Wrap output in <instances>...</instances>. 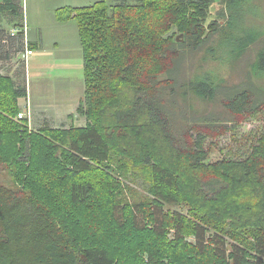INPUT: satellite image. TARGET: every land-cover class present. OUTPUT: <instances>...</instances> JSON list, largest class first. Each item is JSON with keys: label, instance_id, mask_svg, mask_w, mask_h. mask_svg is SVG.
<instances>
[{"label": "trees", "instance_id": "1", "mask_svg": "<svg viewBox=\"0 0 264 264\" xmlns=\"http://www.w3.org/2000/svg\"><path fill=\"white\" fill-rule=\"evenodd\" d=\"M114 1L75 15L85 127L28 132L17 118L25 81L0 75V179L7 173L15 186L0 182V264H263L264 138L241 160L210 163L206 148L235 130L237 116L264 108V87L252 80H264L262 35L227 36L242 0H224L209 23L214 0ZM19 4L0 0V15L22 21ZM173 27L179 34H169ZM217 35L224 41L207 54L231 65L259 45L246 85L226 90L209 73L172 76L184 49L199 51ZM4 39L7 59L23 48L21 36ZM216 95L225 97L227 122L188 117L194 98ZM118 173L133 181L139 173L148 195L130 203L133 190Z\"/></svg>", "mask_w": 264, "mask_h": 264}, {"label": "rangeland", "instance_id": "2", "mask_svg": "<svg viewBox=\"0 0 264 264\" xmlns=\"http://www.w3.org/2000/svg\"><path fill=\"white\" fill-rule=\"evenodd\" d=\"M99 1L103 0H23L24 24L28 26L33 35H38L39 31H41L48 37V40L45 42V48L48 49H52L53 46H56L50 41L48 35V32L52 35V29H55L58 33L57 36V33L54 31L57 37V43L59 42L58 47L63 48L62 51L67 53L69 51L68 46L72 50L74 46L79 45L78 40L80 41L75 19L76 12L80 9L89 8ZM106 3L110 6L115 4V1L106 0ZM223 8H225L224 0H214L210 8L208 23L218 19L220 17L218 14ZM232 16L234 18L232 22L233 28H226L229 39L232 36L248 38V34L253 35L250 32H255L262 35L259 42H264V0H242V3L240 2V4L232 10ZM10 20L11 17L8 14L3 13L0 15V25H6L3 27L7 28V26H11ZM14 21L18 26L22 23V21H18L17 18L14 19ZM223 23L224 20L220 21V24ZM62 28H68L69 30L65 33ZM245 32L247 33V37L243 35ZM172 33L176 35L179 34L175 27L171 29L169 34L171 35ZM223 39V35L210 37L202 49L192 53L184 49L183 59L174 71V74L172 73V76L177 77L180 81L186 82L188 79L194 78L195 76L198 77L202 74L209 73L219 79H216V82L219 83V81L222 80V87L226 88V90L239 87L240 85H246L247 66L248 63L252 62L253 56H255V53L259 49V45L251 47V50H249L239 62L231 65L225 61V55H223V58H220L217 53L214 55L207 54L208 46H217L218 41ZM22 61H24L23 58L17 57V59H11L0 64V75L7 76L16 84L22 86V80H24V73L21 72ZM252 80L258 87H264V80L260 81L253 77ZM41 84L43 85V89H48V91L47 94L42 95L35 92L32 93L34 102L33 107L30 108L32 114L31 116L28 114L29 118H24L27 120L25 129H27L28 132H37L44 127L53 130H64L70 128H83L86 126L88 123L86 116L78 112L80 106L84 107V104H81L85 94L84 74L83 76L82 74H77L73 77L66 78V80L52 79L49 83L38 82V85ZM82 87L83 89H81ZM55 95H58V97ZM22 99L23 98H20L17 101V107L21 112L26 111L28 105V101H26L27 105H25ZM223 99H225L224 96L216 95L213 101L204 103L194 98L193 108L192 111H189L188 117H196L205 114L209 116V119L212 120L215 125L218 124V121L220 123L227 122L226 113L219 102ZM43 100L45 101L43 102ZM179 103L184 107L187 105L184 102L181 103V101H179ZM57 109H59L58 112ZM58 115L61 117H58ZM54 119L56 123H52ZM237 119L238 125L234 131H228L226 134L217 138L214 137L206 142V148L211 151L209 158L210 163L214 164L224 159V157L241 160L248 153L252 145L257 144L260 138H264V108L258 113L248 115L242 113L237 116ZM49 120H51V122H49ZM228 125L231 126L233 124L229 122ZM116 170L118 171L117 168ZM119 175L118 173L116 179L118 181L120 180L124 185H128L133 190V192L127 193L130 203L140 202L142 198L148 195L146 192L147 185L139 173L134 175V181L124 180L118 177ZM3 181H8L7 185L11 187L14 186L11 177L8 176L7 173L0 179V182ZM166 209L178 211L184 214L183 216L186 218L189 217L188 211L182 206H166ZM190 240H192V238ZM228 251L230 252V248H228Z\"/></svg>", "mask_w": 264, "mask_h": 264}, {"label": "crops", "instance_id": "3", "mask_svg": "<svg viewBox=\"0 0 264 264\" xmlns=\"http://www.w3.org/2000/svg\"><path fill=\"white\" fill-rule=\"evenodd\" d=\"M19 6L23 9V0L20 1ZM24 11V9H23ZM9 13V12H6ZM11 26H6L4 24L0 25V38L7 37H20L22 38L23 48L20 50H10L9 56L10 58L2 54H0V64L4 63L8 60H14L18 58H23L21 72L24 73V81L25 86L27 88V97L23 98L24 104L27 105L25 112L31 116V107H33V97L32 93L47 94L48 89H43V85H38V82L41 83H49L52 79H62L66 80V78H70L71 76H75L77 74L83 76V55L80 41L79 45L74 46L72 50L69 48V51L65 53L62 51L63 48H59V42L57 43V37L54 33L55 29H52V35L48 32L50 37V41L53 42L54 45L52 49L45 48V42L48 40L47 36L39 31L38 35L32 34L28 26L24 24V14L22 23L19 25L20 27L16 28L14 22L15 16L12 14L11 16ZM8 24V23H6ZM17 25V24H16ZM65 33L68 32V28H62ZM56 32V31H55ZM57 33V32H56ZM13 34V35H12ZM63 34V33H62ZM58 36V33H57ZM5 39L3 42H5ZM25 47L31 49L33 51L32 55L25 56ZM22 51V52H20ZM22 73V76H23ZM83 80V79H82ZM34 84V86H33ZM83 84V82H82ZM66 87V86H65ZM37 89V90H36ZM83 89V87L81 88ZM58 97V95H55ZM48 99V98H47ZM45 100H43L44 102ZM42 102V103H43ZM44 105V104H43ZM59 109H57L58 112ZM58 117H61L58 115ZM51 122V120H49ZM52 123H56L55 119L52 120Z\"/></svg>", "mask_w": 264, "mask_h": 264}, {"label": "built area", "instance_id": "4", "mask_svg": "<svg viewBox=\"0 0 264 264\" xmlns=\"http://www.w3.org/2000/svg\"><path fill=\"white\" fill-rule=\"evenodd\" d=\"M13 35V34H12ZM33 51L31 49H28L25 47V56L32 55ZM18 119H24V118H29L28 113L25 112H20L17 116Z\"/></svg>", "mask_w": 264, "mask_h": 264}, {"label": "water", "instance_id": "5", "mask_svg": "<svg viewBox=\"0 0 264 264\" xmlns=\"http://www.w3.org/2000/svg\"><path fill=\"white\" fill-rule=\"evenodd\" d=\"M180 37L182 38V35H180ZM179 37H177V40H178ZM182 41V40H181Z\"/></svg>", "mask_w": 264, "mask_h": 264}]
</instances>
